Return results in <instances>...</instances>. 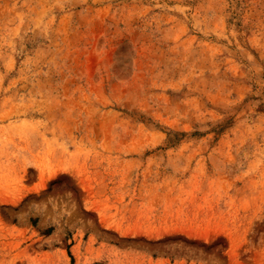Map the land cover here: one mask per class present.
I'll use <instances>...</instances> for the list:
<instances>
[{"label": "rangeland", "instance_id": "374dc122", "mask_svg": "<svg viewBox=\"0 0 264 264\" xmlns=\"http://www.w3.org/2000/svg\"><path fill=\"white\" fill-rule=\"evenodd\" d=\"M0 264H264V0H0Z\"/></svg>", "mask_w": 264, "mask_h": 264}]
</instances>
